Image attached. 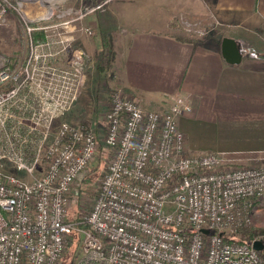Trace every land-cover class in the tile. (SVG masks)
<instances>
[{
	"label": "built area",
	"instance_id": "2783aa9c",
	"mask_svg": "<svg viewBox=\"0 0 264 264\" xmlns=\"http://www.w3.org/2000/svg\"><path fill=\"white\" fill-rule=\"evenodd\" d=\"M9 8L0 0V24ZM26 27L38 31L33 37L48 30ZM60 43L52 54L45 53L51 41H31L27 62L15 69L0 55V130L15 168L29 178L0 176V264H62L72 244L70 264H264L254 241H231L264 201V165L189 151L177 121L192 107L180 95L156 112L114 90L101 131L65 121L52 131L82 85L65 67L49 65L64 58L67 41ZM74 52L82 69L83 51ZM36 128L28 162L24 146ZM97 158L106 166L92 207L84 219L70 220L71 190Z\"/></svg>",
	"mask_w": 264,
	"mask_h": 264
},
{
	"label": "crops",
	"instance_id": "0c3cea01",
	"mask_svg": "<svg viewBox=\"0 0 264 264\" xmlns=\"http://www.w3.org/2000/svg\"><path fill=\"white\" fill-rule=\"evenodd\" d=\"M97 1L105 5L97 33L110 39V32L123 28L112 38L113 89L145 111L164 112L172 95L187 97L192 111L177 123L192 153L264 160V0ZM180 14L222 25V36L205 40L203 33L182 32L172 20ZM224 39L236 43L238 64L222 56ZM99 42L104 46V39Z\"/></svg>",
	"mask_w": 264,
	"mask_h": 264
},
{
	"label": "rangeland",
	"instance_id": "374dc122",
	"mask_svg": "<svg viewBox=\"0 0 264 264\" xmlns=\"http://www.w3.org/2000/svg\"><path fill=\"white\" fill-rule=\"evenodd\" d=\"M7 3L10 8L5 21L0 24V55L7 59L10 68L22 67L27 62L31 53V41L33 44L35 41H38V44L45 40H48V43L51 41L53 43L50 46L51 49L45 53L53 54L62 47L59 41L66 39L67 49L64 59L61 61L52 60L49 65L56 64L57 67H65L70 78H73L74 75H78V78L81 77L79 80L82 85L78 95L76 94L75 100L71 103L66 115L55 120L51 130H56L57 126L65 121L73 125H87L95 129L96 132L101 131L104 127L105 112L109 106V97L115 90L112 87V80H114L117 49H115L112 38L115 37V32L120 33L123 28H113L114 33L110 32V39L107 38L106 32L98 31L97 33L95 21L103 16L101 11L103 8L105 9V5L100 4L97 0H63L60 3H55L52 7L48 3H43L42 0H7ZM107 19L111 24L110 26L115 25L116 22L112 17ZM108 20L104 19V21ZM172 20L182 32L194 36L203 33L205 40L212 39L210 37L220 38L222 36L221 28L223 27L219 24L213 27L207 24H198L190 21L182 14L178 18L173 17ZM26 25L48 28V30L40 32L43 33L42 36H47V38L41 36L35 40L36 36L33 37L32 34L38 31L28 33ZM86 29L93 31V34L88 36L85 33ZM101 38L105 41L104 46H100V42L98 44ZM74 50L83 51L81 57L84 66L82 69L75 67L72 58L76 54ZM57 64H65V66ZM10 130L11 128H6L7 134ZM39 130L38 128L34 129L30 135L29 144L24 146L25 157L28 162H31L30 158L35 147L38 146ZM21 131L25 133V127ZM2 155L5 157L2 158ZM261 156L254 154L235 155L234 164L242 167L263 166L264 160H259ZM105 166V159L97 158L75 182L67 207L70 220L71 218L84 219L88 215ZM6 175H13L23 180L29 179L23 172L15 168L11 158V146L5 138V133L0 130V176ZM250 232L253 237L247 238L245 233L249 234ZM237 238L248 241L254 239L253 241H260L264 245V201H262L259 212L251 224L238 230ZM76 250L77 247L72 244L62 264H70L71 257L76 254Z\"/></svg>",
	"mask_w": 264,
	"mask_h": 264
},
{
	"label": "water",
	"instance_id": "95a60500",
	"mask_svg": "<svg viewBox=\"0 0 264 264\" xmlns=\"http://www.w3.org/2000/svg\"><path fill=\"white\" fill-rule=\"evenodd\" d=\"M222 56L228 64L234 65L240 62V54L236 43L231 39H224L222 41ZM204 234H207V231H203ZM252 247L255 251L261 252L264 249V245L260 241H254Z\"/></svg>",
	"mask_w": 264,
	"mask_h": 264
},
{
	"label": "trees",
	"instance_id": "16d2710c",
	"mask_svg": "<svg viewBox=\"0 0 264 264\" xmlns=\"http://www.w3.org/2000/svg\"><path fill=\"white\" fill-rule=\"evenodd\" d=\"M36 39H37V37H35V40H36ZM71 220H76V219L71 218ZM245 235L248 236L247 238L253 237V234H252L251 232H250L249 234L245 233ZM225 240H226V241H230V239H228V238H225ZM253 240H254V239H253ZM253 240L248 241V240L238 239V238H237V235H236L234 238H232L231 241H233V242H237V243H240V244H250ZM259 256H260V258L262 259V261L264 262V249H263L261 252H259Z\"/></svg>",
	"mask_w": 264,
	"mask_h": 264
},
{
	"label": "bare ground",
	"instance_id": "6f19581e",
	"mask_svg": "<svg viewBox=\"0 0 264 264\" xmlns=\"http://www.w3.org/2000/svg\"><path fill=\"white\" fill-rule=\"evenodd\" d=\"M63 0H42L43 3H48V5H50L51 7L56 3H60Z\"/></svg>",
	"mask_w": 264,
	"mask_h": 264
},
{
	"label": "flooded vegetation",
	"instance_id": "af4514ba",
	"mask_svg": "<svg viewBox=\"0 0 264 264\" xmlns=\"http://www.w3.org/2000/svg\"><path fill=\"white\" fill-rule=\"evenodd\" d=\"M37 38H39V36H36Z\"/></svg>",
	"mask_w": 264,
	"mask_h": 264
}]
</instances>
